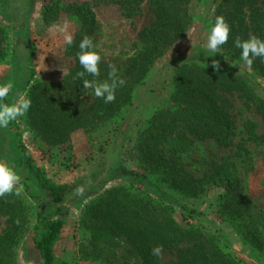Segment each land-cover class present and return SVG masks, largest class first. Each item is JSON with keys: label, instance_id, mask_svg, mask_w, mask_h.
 <instances>
[{"label": "trees", "instance_id": "trees-1", "mask_svg": "<svg viewBox=\"0 0 264 264\" xmlns=\"http://www.w3.org/2000/svg\"><path fill=\"white\" fill-rule=\"evenodd\" d=\"M146 1L97 0L117 6L124 20L136 24L144 16ZM210 1L205 18L209 30L220 15L231 26L229 40L221 47L222 54H212L216 60L224 59L220 61V71L207 64L213 57H183L163 87V107L141 106L142 124L136 130L127 159L137 170L122 160L116 168L106 167L98 186L88 189L77 220L81 239L78 261L73 264H264V210L253 214L236 166L228 160L213 163L198 178L181 161V156L189 154L196 141H211L220 149L234 144L237 130L231 112L234 96L245 101V106L255 108L264 121V95L258 81H264V58L253 60L252 76L230 63L244 62L242 50L234 45L236 36L246 40L255 34L264 39V0H149L152 17L138 33L135 53L121 67H116L118 77L125 79L126 84L116 90L115 101L108 104L95 97L93 90L84 89L81 80L73 79L78 71H83L77 57L80 41L88 35L94 46L97 43L99 28L89 1L0 0V65H12L0 76V84L15 82L5 102L12 103L21 95L31 99V108L19 117L22 126L41 152L62 156L61 165L66 167L74 159L72 136L76 132L82 131L91 142L108 130L118 132L157 62L193 29L197 20L193 14L195 4ZM35 6L39 7L41 28L45 31L57 28V35L64 39L67 34L73 37L71 45L64 41L59 56L53 60V67L66 71L56 81L35 75L36 42L37 38H43L31 37L30 14ZM63 25H68V30ZM22 44L25 45L21 47ZM19 64L27 73L25 79L16 73ZM108 65L101 61L100 76L95 79L108 78ZM25 85L28 87L24 89ZM245 128L249 139L256 144L263 141L264 137L256 134L255 122L247 121ZM168 139L170 146L165 148ZM17 148L19 166L25 167L27 176L12 194L0 197V218L5 221L0 234V264H19L18 248L29 231L36 233L33 250L37 264H71L59 262L55 255L66 226V215L60 206L76 193L78 186L85 187V182L54 183L37 166L24 144ZM29 181L56 207L54 215L44 216L34 206L35 201L41 200V204L42 199L29 192ZM147 181L153 182L154 192L143 189ZM211 193L216 194L218 223L237 234L249 251L250 263L235 256L230 237L218 223L210 222L201 209L191 205L211 197ZM169 197L172 198L166 201ZM169 202H175L184 215H178ZM41 224L38 236L36 230ZM159 245L164 250L162 258L151 254L152 248Z\"/></svg>", "mask_w": 264, "mask_h": 264}, {"label": "rangeland", "instance_id": "rangeland-1", "mask_svg": "<svg viewBox=\"0 0 264 264\" xmlns=\"http://www.w3.org/2000/svg\"><path fill=\"white\" fill-rule=\"evenodd\" d=\"M87 1H89L95 13L99 28L97 43L95 44L96 50L102 56L103 61L115 65V67H121L127 58L135 53L134 46L139 41L138 33L148 24L152 17L149 0L144 4V16L138 20L137 24L124 20L117 6L105 2H97V0ZM210 5L211 1L205 4H195L193 14L197 20L193 29L184 40L176 44L172 52L157 62L156 68L149 76L145 86L141 89L142 91L135 105L128 110L126 121L120 126L118 132L113 134L111 130H108L99 134L92 142L87 140L82 131H78L72 136L74 159L69 162V167L61 165V161H63L61 159L62 156H50L41 152L30 133L22 126L20 118L12 121L10 127L8 125L6 128H0V160H4L14 166L15 170L22 177V181L25 180L27 173L24 166H19L20 152L17 146L20 143L26 146L37 166L46 172V175L52 182L57 184L85 182V192L82 196L75 193L68 201L60 206V209L66 215V226L60 241L55 247V255L59 262L73 264L78 261L77 251L81 233L78 231L77 220L83 209L82 199L92 185L94 187L95 184L98 186L99 180L102 179V174L106 171V167L116 168L123 160L131 169L137 170L136 166L128 162L127 159L130 149L134 146L136 130L142 124L139 115L141 106L148 104L163 107L165 99V88L163 89V87L169 83L171 73L178 62L181 61V58H216L207 49V39L210 30L205 18L209 14ZM31 23L33 25L31 28L34 33L32 34L33 37L31 36L33 40H35V37L40 32L45 35V38L51 39L49 44L41 47L42 55L44 54L45 56L46 54L52 53L48 57L51 59L50 61H47L42 56V66L46 67L47 64L51 67L55 66L53 60L61 52L60 50L64 45L62 43L65 41L64 37L57 35L59 30L57 28L45 31L44 28L35 27V22L32 21ZM63 29L68 30V28L65 29L64 25ZM218 60L223 61L224 59L221 60V58H218ZM230 63L240 72L249 76L253 75L251 66H248L245 62L231 61ZM56 64H60V62L57 61ZM207 64H211V62ZM11 67V64L0 65V76L5 75ZM18 72V75L25 79L27 73L23 65L19 64L16 73ZM44 74L45 77L48 76L46 78L52 81L59 80L63 77H59L58 74H54L53 72H46ZM258 81L260 88L262 87L261 93L264 95V81ZM23 82V79H21V86L24 84ZM12 83L13 85L15 84V82ZM23 87L25 89L28 86L25 85ZM231 99V103L233 104L231 112L234 114L237 128L236 135L233 138L234 144L227 149H220L214 142L196 141L191 152L181 156V161L185 164L186 169L198 178L202 177L211 164H221L223 160L230 161L236 166L245 196L253 207V214L257 215L260 210H264V138L260 144H256L257 142L249 139L245 124L247 121L255 122L257 124L256 134L264 137V121L261 115L256 112L255 108L245 106V101L239 100L238 96H234ZM170 141L171 139L166 141L165 148L170 146ZM20 167L23 168L21 169ZM89 180L91 183H87ZM134 184L138 186L137 183L134 182ZM28 185L29 192L33 196L42 199L41 204V200H37L34 202V206L38 207L44 216L54 215L56 207L46 200L47 197L44 192L38 189L32 181H29ZM142 187L149 193L154 192L153 182L151 181L145 182ZM165 190L168 191L166 188ZM210 196L204 201L198 203L192 202L191 205L194 208L201 209L205 213L207 220L218 223L217 215L215 214L216 194L211 193ZM171 198L169 197L166 201H169ZM169 203L174 206L178 215H184L177 208L175 202ZM205 221V219H201V222L205 223ZM218 224L230 237L234 246L233 253L235 256L250 263L249 251L237 234L230 227L221 223ZM41 227L42 224L39 225V230H36L38 236L41 233ZM4 229L5 221L0 218V234ZM35 237L36 233L29 231L27 238L19 246V264H27L28 261H31V264H37V256L33 250Z\"/></svg>", "mask_w": 264, "mask_h": 264}, {"label": "clouds", "instance_id": "clouds-1", "mask_svg": "<svg viewBox=\"0 0 264 264\" xmlns=\"http://www.w3.org/2000/svg\"><path fill=\"white\" fill-rule=\"evenodd\" d=\"M66 28L67 25H65ZM230 33L231 26L226 18L223 15L217 16L207 39V49L212 53L222 54L221 47L228 42ZM65 43L68 45L73 43L71 34L65 35ZM234 45L236 48L242 50L241 59L248 66L252 65L255 58H264V39L259 38L255 34H251L246 40H242L240 36H236ZM77 57L83 71H78L73 79L81 80L83 88L93 90L95 97L102 99L104 103L114 102L116 90L123 87L126 84V80L118 77V69L115 65L111 64L108 65L107 79L103 81L95 79L100 76L102 56L96 50L92 37L84 35L79 44ZM224 58L227 60L226 57ZM211 67L214 71L219 72L221 68L220 61L213 59ZM86 76H91L94 79L89 80ZM12 89L13 83L11 81L0 84V128L8 127L12 121L26 115L31 108L32 101L26 95H21L12 103H6L5 101ZM21 181L22 177L15 170L14 166L4 160H0V197L12 194ZM87 183H91V181L89 180ZM84 192L85 187L83 185L77 187V195L82 196ZM16 223H19V221H16ZM163 251V246L159 245L152 248L151 254L157 258H162ZM27 264H31V261H28Z\"/></svg>", "mask_w": 264, "mask_h": 264}, {"label": "crops", "instance_id": "crops-1", "mask_svg": "<svg viewBox=\"0 0 264 264\" xmlns=\"http://www.w3.org/2000/svg\"><path fill=\"white\" fill-rule=\"evenodd\" d=\"M30 15H31L30 16V26L31 27L33 26L32 23H31L32 21L35 22V24H34L35 27H39V28L43 27L40 24L41 16H40V13H39V7L38 6H35V11L32 14H30ZM31 32H32V34H34L33 33V30H31ZM40 36L43 37V38H39L38 39L37 37H40ZM32 37H33V35H32ZM36 38H37V42L36 43H37V48H38V53L36 55V58L37 59H36V62H35V66H36L35 67V70H36L35 71V75H36V77H42V78H44L46 80H50V79L46 78L48 76L45 77V74L44 73H46V72H53L54 74L56 73V74L59 75V77L65 75L66 74V71L64 69H56L57 67H51L49 64H47L46 67L45 66L44 67L42 66L43 65L42 64V61H43L42 56L45 57L47 61H50L51 59L48 58V57H50L52 53L46 54L45 56H44V54L42 55V53H41V47L43 45L49 44L51 39L48 40L47 37H46V40H45V35L44 34L37 35L35 37V40H36ZM62 44H64V42ZM24 45L22 44L21 47H23ZM63 46H62V48H63ZM50 75H52V74H50ZM53 81H55V80H53Z\"/></svg>", "mask_w": 264, "mask_h": 264}]
</instances>
